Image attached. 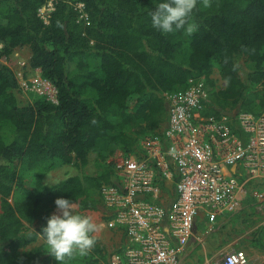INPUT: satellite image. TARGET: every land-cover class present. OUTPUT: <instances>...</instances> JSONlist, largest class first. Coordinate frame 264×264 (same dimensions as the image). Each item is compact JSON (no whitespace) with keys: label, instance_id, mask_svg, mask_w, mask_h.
Returning a JSON list of instances; mask_svg holds the SVG:
<instances>
[{"label":"trees","instance_id":"1","mask_svg":"<svg viewBox=\"0 0 264 264\" xmlns=\"http://www.w3.org/2000/svg\"><path fill=\"white\" fill-rule=\"evenodd\" d=\"M46 2L0 0V264H58L38 235H28L41 232L57 198L71 199L80 214L110 217L102 187L115 184L111 157L137 154L142 138L161 133L164 93L185 88L189 77L209 85L215 114L264 107V0H207V7L200 0L190 36L151 26L157 0H54L44 22L38 11ZM21 49L56 89V102L22 96L4 62ZM91 156V172L44 182L59 166L85 168ZM108 230L111 243L96 236L87 255L65 264H108L125 241L121 228Z\"/></svg>","mask_w":264,"mask_h":264},{"label":"built area","instance_id":"2","mask_svg":"<svg viewBox=\"0 0 264 264\" xmlns=\"http://www.w3.org/2000/svg\"><path fill=\"white\" fill-rule=\"evenodd\" d=\"M53 1L39 8L44 22ZM187 81L185 88L164 93L168 108L161 133L142 138L137 154L118 150L111 157L115 184L102 187L111 216L101 221L125 231V241L108 264H178L199 212L209 222L234 212L244 186L264 179V107L258 114L209 112V85L202 78ZM21 85L56 101V89L40 76ZM250 193L262 210L264 189ZM207 263L248 264V257L243 249H228Z\"/></svg>","mask_w":264,"mask_h":264},{"label":"clouds","instance_id":"3","mask_svg":"<svg viewBox=\"0 0 264 264\" xmlns=\"http://www.w3.org/2000/svg\"><path fill=\"white\" fill-rule=\"evenodd\" d=\"M199 2L157 0L154 11L150 13L151 26L162 35L184 30L190 36L196 30V25L189 21ZM204 6H208L207 0H204ZM54 204L56 211L46 218L41 232L37 234L32 230L28 235H38L45 242L46 252L58 264H65L75 254L84 256L94 248L97 243L94 235L97 225L91 217L78 213L69 198H57Z\"/></svg>","mask_w":264,"mask_h":264},{"label":"crops","instance_id":"4","mask_svg":"<svg viewBox=\"0 0 264 264\" xmlns=\"http://www.w3.org/2000/svg\"><path fill=\"white\" fill-rule=\"evenodd\" d=\"M212 106L215 109V105L211 103V108ZM209 109L207 111L211 112ZM229 170L235 171L234 166ZM261 180L264 179L258 182L249 181L244 186L246 193L240 195L239 206L234 212H224L217 215L213 222L207 221L205 234H198L197 226L194 225L192 237L185 250L178 256V264H208L207 261L215 259L224 248L243 249L248 257V264L264 263V206L259 210L250 193L252 189H264V182ZM170 193L173 191L170 190ZM252 206L256 209L255 213L251 210ZM199 213L204 215L202 211ZM208 226H212L209 231ZM199 246L203 248L202 262L196 261L198 255L193 258L192 254Z\"/></svg>","mask_w":264,"mask_h":264},{"label":"rangeland","instance_id":"5","mask_svg":"<svg viewBox=\"0 0 264 264\" xmlns=\"http://www.w3.org/2000/svg\"><path fill=\"white\" fill-rule=\"evenodd\" d=\"M29 57H30L29 51L27 49H21V50L15 51L10 56V58L8 60L4 61L16 73V76H17V78L19 80L20 87H22V89L24 91V93H22V96L24 98H31L30 97L32 95L31 93L35 92V91L33 90L32 92H28V91H31V90H29V89L27 90L21 84H23V82L25 80H30V79H32L35 76H40V70L39 69H32L28 65ZM21 77H23V78H21ZM211 77L215 80V87L216 88L222 87L224 85V82L220 79L216 69H214L213 73L211 74ZM35 93H37V92H35ZM244 110H245V108L243 106H238L235 109H233L232 112H229V113H231L229 115H235L236 116L239 111H244ZM93 164H94L93 156H91L90 161L88 162V164L83 169H78V168H75V167H73L71 165L59 166V167L53 169L52 171H50L44 177L43 180H44V182H47V183L48 182L49 183H57L61 179L65 178L66 176L71 175V174H75V173H78V172L81 173L82 171L91 172L92 170H94ZM27 185L28 184H26V186ZM262 188H260V189H262ZM10 200H11V198H10ZM77 207H78L77 204H75L76 210H77ZM251 210H252V212L255 213L256 209L254 208V206H252ZM82 214L91 217L92 220L96 223L97 231L94 233V235L97 236L98 238H100L101 240L107 242V243H111V240H110L111 239V233L102 224L101 217H100V212L83 211ZM207 221H208L207 217L202 215L201 213H198L196 215L195 225L197 226V233L198 234H200V233L205 234L204 231H205V227H206ZM223 250H226V248H224ZM192 254L194 255L193 258L197 257L196 255H198L196 261L198 260V262H202L204 260L202 246H199V248L195 252L193 251Z\"/></svg>","mask_w":264,"mask_h":264}]
</instances>
